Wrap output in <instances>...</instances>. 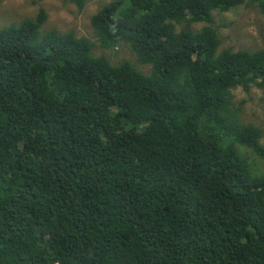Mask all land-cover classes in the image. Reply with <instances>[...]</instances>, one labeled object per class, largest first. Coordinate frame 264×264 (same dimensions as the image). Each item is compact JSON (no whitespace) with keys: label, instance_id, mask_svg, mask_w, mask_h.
I'll return each mask as SVG.
<instances>
[{"label":"trees","instance_id":"obj_1","mask_svg":"<svg viewBox=\"0 0 264 264\" xmlns=\"http://www.w3.org/2000/svg\"><path fill=\"white\" fill-rule=\"evenodd\" d=\"M239 6L264 17V0L104 5L99 47L149 73L42 31L43 8L0 28V264H264V175L238 150L264 159L263 131L232 95L264 90V50L223 49L214 21Z\"/></svg>","mask_w":264,"mask_h":264},{"label":"rangeland","instance_id":"obj_2","mask_svg":"<svg viewBox=\"0 0 264 264\" xmlns=\"http://www.w3.org/2000/svg\"><path fill=\"white\" fill-rule=\"evenodd\" d=\"M112 0H87L83 11L72 2L66 0H0V28L18 24L24 19H34L43 8L48 14V20L42 31L57 30L61 33L74 32L79 37H87L94 42L93 55L105 56L114 65L123 60L130 61L138 70L149 73L150 68L137 63L135 55L122 46L117 49L103 50L99 47L95 33L91 27L92 16ZM215 25L220 28L219 36L223 49L234 51L264 50V17L253 6H239L227 13H214ZM202 24L194 27L202 28ZM236 106L241 107V119L246 124H253L263 131L261 144L264 146V90L252 88L245 93L238 88L232 92ZM238 150L247 151L250 165L255 167L253 172L264 175V159L245 146ZM250 157V158H249Z\"/></svg>","mask_w":264,"mask_h":264}]
</instances>
